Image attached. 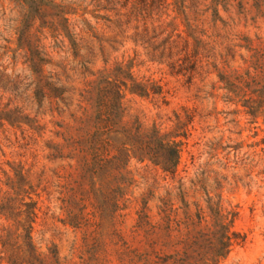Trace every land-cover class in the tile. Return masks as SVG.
<instances>
[{
    "label": "trees",
    "instance_id": "1",
    "mask_svg": "<svg viewBox=\"0 0 264 264\" xmlns=\"http://www.w3.org/2000/svg\"><path fill=\"white\" fill-rule=\"evenodd\" d=\"M14 1L21 11L15 51L27 73H8L0 65V99L4 93L10 95L5 103L0 100V128L19 129L22 137H35L33 144L38 139L43 142L44 159L57 163L52 174L64 216L58 220L82 234L84 250L80 260L73 261L61 258L54 245L45 251L35 245L32 227L41 208L39 189L46 190L49 181L44 169L34 182L25 164L9 163L8 172L3 171L6 191L0 199V216L6 222L0 228V264H83L84 254L92 252L96 264L224 261L235 245L245 242V235L234 228L237 211L224 205L220 179L214 177L211 188L203 177L191 180L190 188L178 179L161 195L155 196L152 190L132 195L136 182L132 162L159 170L163 179L177 177L192 111L186 107L173 111L171 128L146 126L136 117L125 119L126 93L168 104L169 91L160 81L134 75L133 58L90 73L79 87L66 86L51 67L44 40L48 36L61 44L66 41L77 56V37L70 22L74 13L53 0ZM106 2L110 6L102 9L112 12L114 19L110 15L95 18L109 22L107 28L112 26L116 35L141 47L148 61L165 65L171 74L186 76L190 83L203 71V58H207L225 101L264 121V37L235 34L231 39L217 32L211 36L222 51L212 55L214 48L208 49L203 39L205 30L196 19L191 22L186 12L187 8L193 13L210 11L213 24L225 27L220 11L228 18L234 11L237 18L255 22L264 19V0H189V6L186 0ZM82 21L103 52V40ZM223 39L227 40L224 46ZM205 52L211 54L202 55ZM236 52L239 65L230 67L227 56L234 58ZM17 99L34 104L35 114L15 104ZM40 114L50 119L44 121ZM46 132L48 138H44ZM129 212L133 214L130 241L120 227Z\"/></svg>",
    "mask_w": 264,
    "mask_h": 264
},
{
    "label": "rangeland",
    "instance_id": "2",
    "mask_svg": "<svg viewBox=\"0 0 264 264\" xmlns=\"http://www.w3.org/2000/svg\"><path fill=\"white\" fill-rule=\"evenodd\" d=\"M63 4L70 16L71 26L76 33L78 55L74 56L66 41L59 43L47 36V46L57 76L66 86H81L90 77V73L105 67H112L116 62H127L134 59L132 71L138 78L150 77L160 81L164 89L169 91L168 104H160L155 99L138 97L126 93L123 99L125 119L138 118L142 124L150 126L155 123L162 128H171L174 124L173 111L181 112L182 107L192 111L193 119L188 124V136L181 152L178 175L174 180L163 179V174L151 166L132 162L130 169L135 179L133 196L152 190L155 196L164 193L166 188L177 185L181 179L183 186L190 188L191 180L203 177L209 188L213 178L223 183L221 190L224 205L237 211L234 228L245 235V242L235 245L226 259L220 264H264V121L262 117L253 119L239 105L225 101V93L218 89L217 77L206 59L203 58V71H198L191 82L186 76L171 74L165 65L148 61L141 47L135 46L125 36L116 35L117 30L107 28L110 24L97 15L113 13L102 9L109 7L106 0H53ZM172 2V0H168ZM189 6V0L185 2ZM199 8H205L203 5ZM191 22L196 19L199 28L205 30L204 42L207 48L215 52L222 51L218 47L216 37L219 32L228 38L235 34L264 37V19L252 22L249 19L237 18L234 11L231 17L220 11L227 22L222 27L220 22L213 24L211 12L193 13L186 9ZM21 11L14 0H0V65L7 67V72L27 73L23 59L16 48V29L19 26ZM92 26L96 36L103 40V52L98 43L86 30L83 21ZM180 22V20H178ZM113 29V30H112ZM208 36H211L208 38ZM115 40V41H114ZM215 40V41H214ZM219 39L218 41H221ZM224 40V39H223ZM235 42V40H232ZM227 43L224 40L223 46ZM227 56L228 65H239L238 56ZM205 52L202 55H209ZM213 57L208 60L211 62ZM218 62V61H217ZM85 67V68H84ZM209 71V72H208ZM2 94V92L0 93ZM1 96V95H0ZM9 94L4 93L1 102L5 103ZM15 104L24 105L33 116L36 112L34 104L15 100ZM44 121L50 117L46 114ZM58 119V118H57ZM41 120V121H43ZM50 128V126L48 127ZM46 132L44 138H48ZM35 137H22L20 130L5 126L0 128V199L5 194L3 171L8 172L9 163L21 162L30 168V177L35 182L41 170L49 181L48 188L40 192V211L32 227V238L35 245L45 251L51 245L56 246L61 258L79 261L82 254V234L59 222L63 218L57 201L56 179L52 170L57 163L44 159L43 142ZM44 185L45 182H42ZM41 188V187H40ZM35 198V196H33ZM133 214L129 212L125 222L120 226L125 238L130 241V225ZM6 225L0 216V228ZM92 253L83 256V264H96Z\"/></svg>",
    "mask_w": 264,
    "mask_h": 264
}]
</instances>
